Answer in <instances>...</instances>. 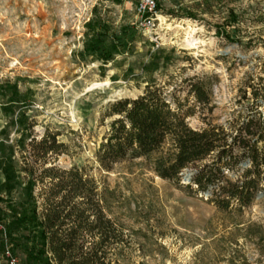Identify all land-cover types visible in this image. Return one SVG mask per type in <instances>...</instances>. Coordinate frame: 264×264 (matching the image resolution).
<instances>
[{"label": "rangeland", "instance_id": "1", "mask_svg": "<svg viewBox=\"0 0 264 264\" xmlns=\"http://www.w3.org/2000/svg\"><path fill=\"white\" fill-rule=\"evenodd\" d=\"M137 1L0 0V159L25 182L23 167L39 173L41 164L30 139L55 134L63 152L48 165L75 166L92 179L106 215L123 232L113 264H264V185L249 207L223 211L209 192L188 185L193 167L175 183L154 172L159 153L109 171L96 157L111 120H103L107 104L147 88L174 92L193 109L186 118L193 128L227 125L249 102L247 81L258 86L264 78V0H172L147 30L138 24ZM96 18L117 33L129 26L139 34L106 64L77 53L85 24ZM198 80L208 89L207 106L189 93ZM21 193L17 187L11 197ZM7 250L24 264V254L9 245L0 264H10Z\"/></svg>", "mask_w": 264, "mask_h": 264}, {"label": "trees", "instance_id": "2", "mask_svg": "<svg viewBox=\"0 0 264 264\" xmlns=\"http://www.w3.org/2000/svg\"><path fill=\"white\" fill-rule=\"evenodd\" d=\"M85 26L86 38L77 53L102 64L129 49L139 35L129 26L117 33L100 18ZM263 79L258 86L247 81L250 92L243 100L249 102L233 112L227 125L191 127L186 118L193 109H184L172 91L147 88L135 98L109 102L103 120H111L96 152L99 165L109 171L118 162L159 153L152 168L161 178L179 183L180 172L193 167L188 185L209 192L218 209L249 207L264 185ZM189 86L199 105L210 103L203 82ZM29 142L41 164L39 173L23 167L25 182L19 181L11 162L0 159V194L9 196H0L6 208L0 207V252L9 245L13 252L24 254V264H113L112 252L123 232L106 215L95 182L75 166L48 165L63 152L55 134L45 133ZM242 162L248 165L242 168ZM230 172H237L236 177ZM17 187L22 198L13 199Z\"/></svg>", "mask_w": 264, "mask_h": 264}, {"label": "built area", "instance_id": "3", "mask_svg": "<svg viewBox=\"0 0 264 264\" xmlns=\"http://www.w3.org/2000/svg\"><path fill=\"white\" fill-rule=\"evenodd\" d=\"M170 1L172 0H138L135 5V14L139 26L144 30L155 27L161 5ZM6 255L10 259V264H16V259L11 256L8 250Z\"/></svg>", "mask_w": 264, "mask_h": 264}, {"label": "water", "instance_id": "4", "mask_svg": "<svg viewBox=\"0 0 264 264\" xmlns=\"http://www.w3.org/2000/svg\"><path fill=\"white\" fill-rule=\"evenodd\" d=\"M189 178H190V174H186L185 180H189Z\"/></svg>", "mask_w": 264, "mask_h": 264}]
</instances>
